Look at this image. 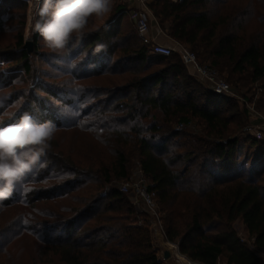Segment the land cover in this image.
I'll use <instances>...</instances> for the list:
<instances>
[{"label": "trees", "instance_id": "1", "mask_svg": "<svg viewBox=\"0 0 264 264\" xmlns=\"http://www.w3.org/2000/svg\"><path fill=\"white\" fill-rule=\"evenodd\" d=\"M54 3L44 1L35 25ZM14 5L25 9L20 0H0L1 28L4 8ZM149 7L159 30L199 63L246 93L257 85L264 112V0H154ZM125 11L119 5L108 16H90L65 49L49 54L71 65L55 64L68 77L60 85L35 73L21 33L19 63L0 51V128L25 115L55 128L23 176L0 183V264H161L142 213L110 186L128 178L133 161L155 193L166 241L183 256L200 264H264V140H242L245 112L196 81L177 54L153 55ZM39 39L34 27V53ZM102 80L108 84H88ZM190 120L198 133L174 126ZM80 136L96 142L84 154L74 150ZM240 143L254 152L238 163ZM213 222L223 230L207 234Z\"/></svg>", "mask_w": 264, "mask_h": 264}, {"label": "rangeland", "instance_id": "2", "mask_svg": "<svg viewBox=\"0 0 264 264\" xmlns=\"http://www.w3.org/2000/svg\"><path fill=\"white\" fill-rule=\"evenodd\" d=\"M20 1H22L25 4L24 11L22 7L18 5H14L9 10H7V7L9 8V4H8L7 7L4 8V11L7 12L8 15L6 16L7 20L5 24L2 26V28L0 27L1 29L0 30V51H2V55L6 56L5 59L7 60H10V58L15 59L12 61L10 60L9 61L10 64L19 63L18 61L19 53L17 52V49H16V42H17V36L21 33L22 39H23V47L27 42L31 43V51L29 52V57L31 60L30 62L31 66L34 68L35 73L36 71L38 74L41 71L43 73L46 72V74L52 75V78L50 77L47 78L45 83L51 86H56L57 84L60 85L68 77H62V72L55 67V64H58L61 67L70 68L71 66L70 63L68 62L56 63L57 62L56 59L51 58L49 54H54L57 52V50H52L48 48L46 44L43 42L42 38L37 41L38 43L37 53H34L36 52V49L32 45V35L34 33L35 21L37 20L39 16V11L41 10L42 4L44 3L45 0H20ZM170 1L175 2L176 0H170ZM119 5H121L120 0H111V9L107 13V16L110 15V13L113 11V6L116 7ZM21 22H24L23 28H20L19 26ZM126 22L127 20H125L124 24ZM154 26L158 28L156 20H155V23H153V27ZM126 27H128L126 28V30L128 31L129 25H127ZM199 64L210 67L209 65L203 62ZM210 68L215 70L217 74H219V76L223 80H225V78L218 72L217 69L212 68V67ZM188 72L194 77L196 81H198L197 78L193 75V73L190 70H188ZM225 82L230 86L232 90V96H230L229 98L232 99L233 103H236V107H237L236 109L240 111H244L246 115V121L241 128L239 137L242 140L245 138V136H250L251 138L253 137L250 134L246 135L244 133V129L246 126H252L254 127V129L255 128L259 129V131L264 135V112L258 109L256 105V101L260 97L262 91L257 87V85H254L253 89L249 93H246L243 89L235 88L234 86L229 84L226 80ZM88 84L94 85V86H102L103 84H108V81L107 80L106 81L105 80L94 81ZM24 86L25 84H23L22 86H17L15 87V89H21ZM174 126L176 129H178L179 126H182L180 128L182 130H187L193 133L199 132V126L197 124V121L195 120H190L187 124L178 123ZM262 140H264V138ZM67 141H70V138L68 136H67ZM95 144L96 142H91L88 136H80V139L74 143V150L76 152L84 154L87 152L88 146L95 145ZM253 152H254V149L252 147H249V144L240 143L238 147V153H237V162L239 163L243 159L244 154H248L249 156H251ZM140 176H142V174L139 171V166L136 161H133L132 166L130 168L128 178L126 180L115 179L111 182L110 186L119 189L121 184L132 183L136 179H139ZM143 178L145 180V184L149 186L148 180H146L144 176ZM126 196L130 199V196L128 194H126ZM154 203H155L156 210L160 218L163 217V213L160 211L155 198H154ZM139 208L140 207H138L137 209L135 208L137 212H139L140 214L142 213V215H139V219L141 221L145 219V222H147L146 221L147 216H145V214L141 210L142 208L140 209ZM235 228L238 232L239 237H241L242 239L247 238L246 231L244 230V227L241 225L240 222H237L235 224ZM222 230H223L222 225L219 222H213L211 225L206 227L205 232L207 234H213V233H218ZM18 249H19V246L16 248V250ZM20 249L23 250L24 252H29L30 246L26 242H23L22 244H20ZM161 249L162 248L158 247L156 251L159 253ZM260 254H262V256L264 257L263 253H260ZM21 257H24V255H21Z\"/></svg>", "mask_w": 264, "mask_h": 264}, {"label": "clouds", "instance_id": "3", "mask_svg": "<svg viewBox=\"0 0 264 264\" xmlns=\"http://www.w3.org/2000/svg\"><path fill=\"white\" fill-rule=\"evenodd\" d=\"M110 9L111 0H55L50 17L38 22L35 30L48 48L63 50L90 16H103ZM54 132L52 124H34L28 115L16 125L0 128V183L7 187L22 177L48 148Z\"/></svg>", "mask_w": 264, "mask_h": 264}, {"label": "built area", "instance_id": "4", "mask_svg": "<svg viewBox=\"0 0 264 264\" xmlns=\"http://www.w3.org/2000/svg\"><path fill=\"white\" fill-rule=\"evenodd\" d=\"M153 1L154 0H120L121 5L125 7L126 17L133 25L143 44L149 46L150 52L156 56L168 57L172 54H177L183 65L193 73L198 82L204 87L210 89L216 95L232 96V90L225 80H223L215 70L206 65L199 64L196 55L188 46L176 42V45L170 48L156 41L151 33V26L155 23V19L152 17L149 7ZM181 127L182 126H179L178 129ZM244 133L246 135H252L257 141L264 138V135L259 129H254L252 126H246ZM119 191L130 196L131 204L134 208H142L141 210L145 216H147L146 221L149 225L152 244L155 248L157 247V243H159L158 240H161L160 248L162 249L159 253L157 252V257L161 264H200L183 256L179 252L176 243L166 241L161 218L154 203L155 193L149 190L148 186L145 184L143 175L132 183L121 184ZM163 250L169 253V257L166 260L163 259Z\"/></svg>", "mask_w": 264, "mask_h": 264}, {"label": "crops", "instance_id": "5", "mask_svg": "<svg viewBox=\"0 0 264 264\" xmlns=\"http://www.w3.org/2000/svg\"><path fill=\"white\" fill-rule=\"evenodd\" d=\"M151 33L155 37L156 41L164 46L173 48L176 45L175 41H172L169 39L165 34H163L156 26L151 27ZM159 243H157V247H161V240H158ZM156 247V248H157ZM165 248V247H164ZM164 251V250H163ZM219 264H225V260L222 258L219 261Z\"/></svg>", "mask_w": 264, "mask_h": 264}, {"label": "water", "instance_id": "6", "mask_svg": "<svg viewBox=\"0 0 264 264\" xmlns=\"http://www.w3.org/2000/svg\"><path fill=\"white\" fill-rule=\"evenodd\" d=\"M24 48L27 49V52H30L31 51V43L30 42H27L24 45ZM168 257H169V253L167 251H164L163 252V259L166 260Z\"/></svg>", "mask_w": 264, "mask_h": 264}]
</instances>
